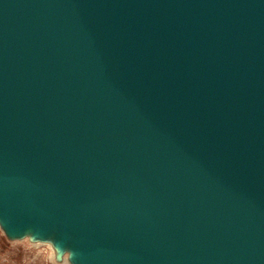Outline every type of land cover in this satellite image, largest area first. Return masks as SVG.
Masks as SVG:
<instances>
[{"label": "water", "instance_id": "1", "mask_svg": "<svg viewBox=\"0 0 264 264\" xmlns=\"http://www.w3.org/2000/svg\"><path fill=\"white\" fill-rule=\"evenodd\" d=\"M0 236L264 264V0H0Z\"/></svg>", "mask_w": 264, "mask_h": 264}, {"label": "rangeland", "instance_id": "2", "mask_svg": "<svg viewBox=\"0 0 264 264\" xmlns=\"http://www.w3.org/2000/svg\"><path fill=\"white\" fill-rule=\"evenodd\" d=\"M47 250L35 249L27 254L12 250L0 236V264H48Z\"/></svg>", "mask_w": 264, "mask_h": 264}]
</instances>
